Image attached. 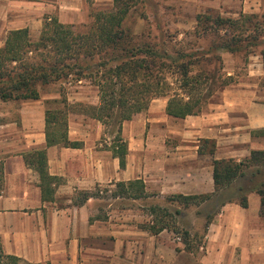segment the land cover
Returning <instances> with one entry per match:
<instances>
[{
  "label": "crops",
  "instance_id": "1",
  "mask_svg": "<svg viewBox=\"0 0 264 264\" xmlns=\"http://www.w3.org/2000/svg\"><path fill=\"white\" fill-rule=\"evenodd\" d=\"M89 13L87 0H0V47L12 30L27 27L31 37H38L47 17L74 24ZM243 86H227L207 111L185 118L167 113L168 97L153 99L147 110L123 124L129 145L125 168L111 150L98 147L104 125L94 118L93 130L85 116L69 119V138L81 147H47L45 111L32 104L38 100L25 101L20 125L0 124L4 252L33 264H264V208L257 192L248 193V207L224 204L193 252L169 229L155 235L139 225L114 223L110 213L101 218L93 203L103 198L75 204L80 190L134 179L162 197L213 192L214 159L242 160L252 150H264V142L253 135L264 129V101L239 94ZM206 140L215 142L214 155ZM45 147L49 173L59 179L53 201L42 199L40 175L24 158Z\"/></svg>",
  "mask_w": 264,
  "mask_h": 264
},
{
  "label": "trees",
  "instance_id": "2",
  "mask_svg": "<svg viewBox=\"0 0 264 264\" xmlns=\"http://www.w3.org/2000/svg\"><path fill=\"white\" fill-rule=\"evenodd\" d=\"M91 1V0H87ZM139 0H114V9L97 11L94 23L88 31H76L73 24H66L56 17H47L37 40L30 36L29 29L21 28L9 32L4 46L0 47V98L8 100H38L40 87L71 77L90 81L98 88L99 104L79 105L91 118L104 125L105 148L119 158L121 168L127 164L129 145L123 135V124L140 112L147 110L155 98L169 97L167 113L176 118L199 115L207 111L211 97L219 90L233 83L232 76H224L220 67H208L213 61L221 60L219 51H241L244 43H254L244 34L243 26L252 16L241 14L245 21L225 18L221 15L199 14L198 25L202 27L198 36L216 34L208 49L188 52L177 50V56L170 52L168 43H143L124 25L133 6ZM241 26V28H240ZM238 30L227 37L222 30ZM225 32V33H227ZM264 41V39L262 40ZM264 57V51L262 52ZM208 56H213L208 58ZM177 77L180 92L171 94L172 82L169 76ZM67 102V100H66ZM68 105V104H67ZM2 124V122H0ZM262 130H253V134ZM69 121L63 110H46L47 147L63 145L81 147L82 143L69 138ZM108 136V138H106ZM109 139V140H108ZM211 155L216 144L205 141ZM47 147L24 153L27 165L40 175L42 199H55L58 177L48 169ZM215 190L199 195L172 194L167 200L179 205L174 212L167 206H150L152 219L142 225L152 234L169 229L183 238L187 251H196L189 231L179 227L177 216H182V207H200L213 201L214 209L207 215L205 233L215 215L227 202H239L248 207V193L262 196L264 208V150H252L242 160L214 159ZM4 168L0 164V181L3 182ZM97 186L94 191H78L75 204H84L89 198H104L103 190ZM111 192V198L148 199L159 196L149 193L142 179L119 181ZM101 217V218H105ZM94 218L91 217V221ZM0 264H33L16 255L7 254L0 247Z\"/></svg>",
  "mask_w": 264,
  "mask_h": 264
},
{
  "label": "rangeland",
  "instance_id": "3",
  "mask_svg": "<svg viewBox=\"0 0 264 264\" xmlns=\"http://www.w3.org/2000/svg\"><path fill=\"white\" fill-rule=\"evenodd\" d=\"M88 3L90 13L81 22L73 24L76 31L90 30L95 20L94 14L97 11L114 9V0H91ZM199 14L221 15L225 18L238 19L241 25L245 21L241 14L252 16V20L243 26L244 29L241 26L240 28L244 30L242 36L249 37L257 45L244 43V48L241 51H219L221 60L215 62L213 59L208 64V67H220L224 76H232L233 83L230 85L239 83L244 85V89L238 91L242 96H250L256 101H264V57L262 54L264 51V41H262L264 39V0H139L126 17L124 25L136 37V41L158 44L168 43L171 48L170 52L177 56V50L180 49L187 50L190 53L208 49L212 46L214 40L217 39L216 34L198 36L202 29L198 25L197 17ZM53 17L56 16L53 15ZM241 29L236 31L232 29L228 32L222 30L221 34L231 37L233 33L237 34L242 31ZM39 36L31 38L37 40ZM212 57L208 56L209 59ZM176 78L173 75L168 77L169 81L173 83L171 94L180 92L178 89L179 82ZM225 88L217 91L211 97L210 103L220 97L221 92ZM40 93V101L38 99V102L32 104L40 106V111H45V115L46 110L51 109L65 111L68 121L70 117L77 116L75 118H82L85 116L87 121L92 122L93 130L94 121L82 110L84 106L79 105L80 103L96 105L100 102L98 88L95 85H91L90 81L83 80L79 82L74 77H71L67 81H58L41 86ZM25 101L30 100L4 101L0 98V122L17 121L20 125L21 112L24 106L28 104H24ZM209 106L210 104L207 110ZM149 125L147 123L146 127L148 128ZM102 128L103 131L97 140V144L99 148L103 149L105 148L103 140L105 128L104 126ZM253 135L264 142V131H258ZM2 161L0 159V164L3 163ZM2 184L3 182L0 181V186ZM100 188L103 190L101 193L104 198L95 200L93 203L95 207L99 208L98 216L104 217L107 213H110L111 221L118 224L124 222L142 226L150 222L152 219L150 206L153 204L167 206L172 212L179 206L170 203L167 200V196H155L137 201L113 199L111 198V192L105 191V188L114 189L115 187H107L104 184ZM78 196L77 192L76 197ZM63 204L65 203L63 202ZM214 204L213 201H210L200 207H182L184 214L177 216L180 229L191 233L192 244L196 246V251L204 243L207 215L214 209ZM0 247H2L1 242Z\"/></svg>",
  "mask_w": 264,
  "mask_h": 264
},
{
  "label": "built area",
  "instance_id": "4",
  "mask_svg": "<svg viewBox=\"0 0 264 264\" xmlns=\"http://www.w3.org/2000/svg\"><path fill=\"white\" fill-rule=\"evenodd\" d=\"M178 239H180V238L178 237Z\"/></svg>",
  "mask_w": 264,
  "mask_h": 264
}]
</instances>
